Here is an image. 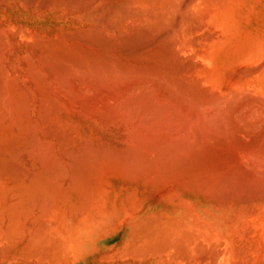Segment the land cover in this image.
<instances>
[{"label": "bare ground", "instance_id": "6f19581e", "mask_svg": "<svg viewBox=\"0 0 264 264\" xmlns=\"http://www.w3.org/2000/svg\"><path fill=\"white\" fill-rule=\"evenodd\" d=\"M0 264H264V0H0Z\"/></svg>", "mask_w": 264, "mask_h": 264}]
</instances>
